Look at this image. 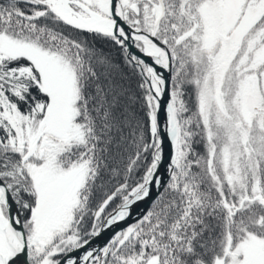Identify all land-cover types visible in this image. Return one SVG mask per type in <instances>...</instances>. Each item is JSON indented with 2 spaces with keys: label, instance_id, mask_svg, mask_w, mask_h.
I'll return each instance as SVG.
<instances>
[{
  "label": "snow or ice",
  "instance_id": "snow-or-ice-1",
  "mask_svg": "<svg viewBox=\"0 0 264 264\" xmlns=\"http://www.w3.org/2000/svg\"><path fill=\"white\" fill-rule=\"evenodd\" d=\"M0 264H264V0H0Z\"/></svg>",
  "mask_w": 264,
  "mask_h": 264
}]
</instances>
